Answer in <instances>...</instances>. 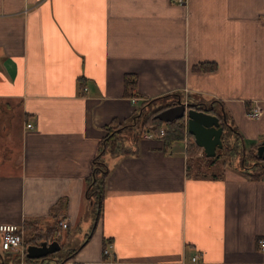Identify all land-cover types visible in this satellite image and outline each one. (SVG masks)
<instances>
[{
	"label": "crops",
	"instance_id": "0c3cea01",
	"mask_svg": "<svg viewBox=\"0 0 264 264\" xmlns=\"http://www.w3.org/2000/svg\"><path fill=\"white\" fill-rule=\"evenodd\" d=\"M167 95L224 110L244 150L262 141L264 0H0V109L23 119L14 156V123L0 121V223L64 221L54 235L66 242L93 209L86 180L105 127ZM145 133L106 154L99 220L63 264H264V174H207L187 137L166 149Z\"/></svg>",
	"mask_w": 264,
	"mask_h": 264
},
{
	"label": "trees",
	"instance_id": "16d2710c",
	"mask_svg": "<svg viewBox=\"0 0 264 264\" xmlns=\"http://www.w3.org/2000/svg\"><path fill=\"white\" fill-rule=\"evenodd\" d=\"M204 66V64H201ZM136 81L132 79L131 77H128L126 79V88L131 87L134 88ZM127 90V89H126ZM170 96V95H167ZM166 96V97H167ZM164 97H159L155 99H151L148 101L143 102L142 106H140L138 109H136V112L134 115L130 117L128 120H123L119 122L117 119L112 120L110 124H108L105 127V130L107 134L104 136V138L100 141V146L98 153L93 158L91 166V174L86 180V197L92 201V208L95 212V217L97 220H99L101 211H102V205L103 200L105 198V192H106V184H107V178L109 175V168L108 165L105 163L104 158L106 154L111 155H119V154H128L130 153L129 149L124 146L122 141V137L125 136L124 132L127 131L130 132V137L137 143V141L140 139L141 135L146 132L148 129L153 131L154 133H159L160 129L165 126V135L163 136L164 145L165 148H170L172 144L176 141H182L186 137L188 139V146L187 150L192 155H197L199 152H201V148L195 143L194 136L190 134L185 129V119H178L174 120L169 123H165L158 119L156 115L164 110L167 107H170L173 105L174 102L171 104H161L156 107H151L152 104L156 100H160ZM150 105L151 108L147 109V105ZM200 107H197L198 109H202ZM210 112L221 115L222 113L219 112V109L214 108V110H210ZM234 133L239 137L238 132L235 128H233ZM236 137V144L234 146L231 145H224L222 149L217 150V155L212 158H207L204 154L202 161L204 162V165L208 169H212L216 165H218L221 161V153L219 151H224V154L228 156V161L223 160V165H231L233 164L231 156H234L237 152L238 147V140L239 138ZM258 144H252L249 148V150H243L242 155V169L243 172L248 174L250 177L253 178H259L264 174V161L259 160L255 157V151L257 149ZM221 151V152H222ZM220 161V162H219ZM33 221H30L26 223V231L30 232L31 230H36L37 235L33 238L26 239V247L29 244L35 243L37 244L40 240H42V237H46L47 239L51 240H61L60 236H55L54 234L57 232V226H59V223L61 222L58 220L57 226L46 229L47 231L41 232L40 229L34 228ZM77 253V250H72L70 254L63 260H58L56 264H63L67 262L69 259L74 258L75 254ZM54 254H51L50 256H53ZM5 262V261H4ZM19 263V262H18ZM15 264V263H14ZM24 264H47L45 262H41V259H30L27 257V251L24 259Z\"/></svg>",
	"mask_w": 264,
	"mask_h": 264
},
{
	"label": "water",
	"instance_id": "95a60500",
	"mask_svg": "<svg viewBox=\"0 0 264 264\" xmlns=\"http://www.w3.org/2000/svg\"><path fill=\"white\" fill-rule=\"evenodd\" d=\"M200 106H202V109L197 108ZM210 110H214L213 105L183 102L178 99L174 106L160 111L156 117L165 123L182 118L186 119L187 131L194 136L195 143L203 150L206 157L212 158L217 155L218 149L224 147V126L220 116L210 112ZM222 112L223 123L228 125L224 110ZM255 157L264 161V139L258 143ZM61 247L62 245L56 239L43 240L38 244H29L26 247L27 257L43 261Z\"/></svg>",
	"mask_w": 264,
	"mask_h": 264
},
{
	"label": "rangeland",
	"instance_id": "374dc122",
	"mask_svg": "<svg viewBox=\"0 0 264 264\" xmlns=\"http://www.w3.org/2000/svg\"><path fill=\"white\" fill-rule=\"evenodd\" d=\"M169 98H171V97L167 96V97H164V98H162L160 100H156L154 102L153 106H159L161 104H164V105L171 104L172 102L175 101V103H173V105L170 106V107H172V106H174L176 104L177 100L179 99V98H176V99L171 98L169 100ZM140 106H142V105H140ZM151 107H150L149 104L147 105V109L151 108ZM167 108H169V107H167ZM2 113H3V111L0 109V121L2 120L4 122H12V123H14V125H13V127H14L13 145H14V147L10 148V144H8V154L10 156L11 153L13 152L14 153L13 156H14L16 154L15 146H16L17 143H19L17 141V135H19L18 134L19 129L21 130V125H22V121H23L22 116H21L22 114H21V112L18 109H12V113L8 112L9 115L8 114L3 115ZM130 134H131L130 132L127 133V131H126V132H124L125 136L122 137L121 143H123L126 148L127 147L131 148L132 145L129 144L128 142L129 141H134L132 139V137H130ZM226 134H227V136L223 137L224 145L227 144V145L234 146L236 144L237 135L234 133L233 127L229 126ZM0 136H1V133H0ZM20 136H21V134H20ZM2 143H3V140L0 137V153L2 151H4V149L1 147ZM247 149H248V147H247ZM243 150H244V147H243L242 143H238V147H237V152L238 153H236L234 156H231L232 161H233V166L235 165L234 167L242 168V166H241V164H242V155L241 154L243 153ZM221 151H219L222 154L221 158H220V161L221 160L222 161L223 160L228 161V159H229L228 156H226V154H224L225 150L222 151V152ZM203 156H204L203 150L201 152V155H199V156H198V154L195 155V158H194V159H196V160H194L195 161V165L198 166L197 163L200 164V167H201L200 169H203L202 172L205 170L206 171L205 173H207V174L215 173L216 172V168L215 169H208L204 165L203 161L198 160V159H203ZM8 159H10V157H8ZM222 161L218 164L217 168L221 169L222 167H224ZM208 170H210V171H208ZM91 202L92 201H90V203ZM92 213H94L93 209H90L89 210V215L90 216L89 217L87 215L85 216V218L82 221L79 229L78 228H74V227L70 229V236L68 237L66 242L64 241V243H62V241H61L62 239L59 241L60 244L62 245V247L58 251H56L54 253L58 258H61L59 260H63L66 256H68L70 254V252H72V250H77L78 248L82 247L86 243V241H88L89 236H91L93 234V228L95 226L96 218H95V214L93 216ZM45 231H47V230L46 229L45 230L44 229L41 230V232H45ZM36 235H37V231L36 230H31L30 232L26 231L25 243H26V239L36 237ZM58 235L59 236L61 235V237H62L61 231H58L57 236ZM42 238L43 239L40 240V241H43V240H49L50 241L51 240L49 238L47 239L46 237H42ZM32 244H35V243H32ZM0 253H1V259L3 261H5V262L7 260H9V261H11L12 263H15V264H22V262H24V260L21 259L19 254H17V253L7 254V252L3 251L2 248H1V244H0Z\"/></svg>",
	"mask_w": 264,
	"mask_h": 264
},
{
	"label": "built area",
	"instance_id": "2783aa9c",
	"mask_svg": "<svg viewBox=\"0 0 264 264\" xmlns=\"http://www.w3.org/2000/svg\"><path fill=\"white\" fill-rule=\"evenodd\" d=\"M173 2H176L180 5H185L186 0H171ZM131 94V101L132 103H135L137 98L132 93V90L130 92ZM263 109L262 107L255 102L253 107L247 112V116L250 119H258L262 116ZM27 128H33L32 123L26 124ZM185 129L187 131V120L185 119ZM165 127H162L159 131V133H154L153 131H146L144 137L147 139L152 138H163L165 135ZM60 225L62 228L66 229L68 227L67 222L61 221ZM25 235H26V227L23 224H17V223H0V244L1 248L5 252H12L17 253L20 255L21 259H25L26 255V245H25ZM258 245L261 250L264 251V238L260 239L258 241ZM105 254L109 253V249L104 250ZM197 257L193 258V261H197ZM24 264V262H22Z\"/></svg>",
	"mask_w": 264,
	"mask_h": 264
},
{
	"label": "flooded vegetation",
	"instance_id": "af4514ba",
	"mask_svg": "<svg viewBox=\"0 0 264 264\" xmlns=\"http://www.w3.org/2000/svg\"><path fill=\"white\" fill-rule=\"evenodd\" d=\"M220 116V118H221V122H222V124H223V126H224V136L226 135V132H227V130H228V128H229V123H228V125H226V124H224L223 123V119H222V114L221 115H219ZM227 117V116H226ZM227 122H228V120H227ZM223 136V137H224Z\"/></svg>",
	"mask_w": 264,
	"mask_h": 264
}]
</instances>
